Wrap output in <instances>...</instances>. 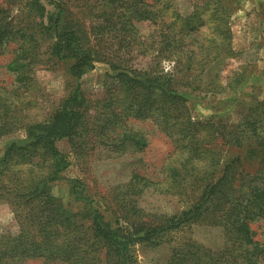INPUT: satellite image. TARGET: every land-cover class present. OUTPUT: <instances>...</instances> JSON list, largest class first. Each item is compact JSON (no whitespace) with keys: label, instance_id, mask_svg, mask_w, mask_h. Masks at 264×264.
<instances>
[{"label":"trees","instance_id":"1","mask_svg":"<svg viewBox=\"0 0 264 264\" xmlns=\"http://www.w3.org/2000/svg\"><path fill=\"white\" fill-rule=\"evenodd\" d=\"M78 1L0 0V57L14 45L0 67L11 77L0 84V204L17 226L0 230V264H139L134 248L151 264H264L251 229L264 223V102L234 121H200L182 93L246 81L247 66L221 77L240 56L232 0H188L187 15L176 0H80V18ZM206 12V28L195 26ZM58 63L72 81L44 107L36 72ZM96 63L108 73L92 99L79 81ZM143 124L173 146L157 177L124 172L122 159L148 146ZM95 150L108 153V194L95 201L73 178L64 205L52 186Z\"/></svg>","mask_w":264,"mask_h":264},{"label":"rangeland","instance_id":"2","mask_svg":"<svg viewBox=\"0 0 264 264\" xmlns=\"http://www.w3.org/2000/svg\"><path fill=\"white\" fill-rule=\"evenodd\" d=\"M76 3L79 6L78 17L80 18L85 6L80 0ZM175 3L177 10L182 15H187L190 12L188 0H176ZM229 7V23L232 33L231 46L235 52H240V56L227 63L221 72V77L225 78L229 71L237 66H247V78L237 90L225 91L215 96L210 93L182 92L191 104V112L195 120L234 121L247 105L256 104L259 101L264 102V0H232ZM48 9L52 11L50 6H48ZM208 13H204L197 20L195 26L199 25V27H204L205 29ZM13 47L14 45L10 44L7 52L0 57V67L7 64L11 59ZM139 62L143 64L140 60ZM66 73L67 64L64 63H58L53 70L41 69L36 72V80L45 93L44 107H48L53 103L56 104L67 94L72 80L67 78ZM107 73V65L96 63L94 69L80 78L81 92L86 97L99 98L102 95V86ZM10 81L11 77L0 70V84L6 85ZM142 127H145L148 133V146L142 153L134 156L127 155L126 158L122 159L127 162L124 172L126 171V174H129L132 171H136L140 175L147 174L157 177L161 166L168 156L171 155L173 146L166 138L156 132L151 125L143 124ZM21 137L22 133L20 132L12 135L8 140ZM4 143H1V146ZM106 153V151L100 150L93 151L88 160V165L77 164L71 159L72 165L61 175L63 180L52 186V195L59 198L64 205L70 206L66 180L78 178L83 181L87 194L93 200L101 202L111 187L109 172L112 169L109 170V157H107L108 153ZM230 156V151L224 152L223 157L225 159ZM151 205L149 206L150 208ZM251 229L255 234L256 240L264 241V223L252 225ZM0 230L12 234L17 232L13 215L6 204H0ZM202 233L200 229L192 232V234L196 235H202ZM134 254L139 264H151L149 257L153 256V254L146 253V256L143 257L137 251V248H134Z\"/></svg>","mask_w":264,"mask_h":264}]
</instances>
